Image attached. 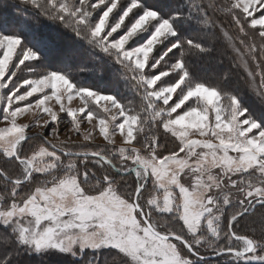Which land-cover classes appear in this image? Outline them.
<instances>
[{
	"label": "snow or ice",
	"instance_id": "6c2138e0",
	"mask_svg": "<svg viewBox=\"0 0 264 264\" xmlns=\"http://www.w3.org/2000/svg\"><path fill=\"white\" fill-rule=\"evenodd\" d=\"M11 8L0 264H264V0Z\"/></svg>",
	"mask_w": 264,
	"mask_h": 264
},
{
	"label": "rangeland",
	"instance_id": "374dc122",
	"mask_svg": "<svg viewBox=\"0 0 264 264\" xmlns=\"http://www.w3.org/2000/svg\"><path fill=\"white\" fill-rule=\"evenodd\" d=\"M202 64L206 65V64H211L212 67L210 69H206L204 67L200 68V71L202 72V74L207 75L208 77H210V79L214 78V74L218 73L220 71V68L222 67L217 60L212 59V60H208L205 62H202ZM246 99H248L249 103H254L253 98L250 96H247ZM79 103V101H73L72 106H76ZM2 126V125H0ZM28 259V264H45V262H41L38 261L36 258H26ZM46 264H67L66 261L52 256V257H48L46 260Z\"/></svg>",
	"mask_w": 264,
	"mask_h": 264
},
{
	"label": "trees",
	"instance_id": "16d2710c",
	"mask_svg": "<svg viewBox=\"0 0 264 264\" xmlns=\"http://www.w3.org/2000/svg\"><path fill=\"white\" fill-rule=\"evenodd\" d=\"M15 3V0H0V12H8L9 14L12 12L11 5ZM50 32L53 36H55L66 49L69 51H72L75 46L71 42V38L68 35H65L63 33H60L59 30L56 29H50ZM204 67L206 69H210L212 67L211 64H202L200 63L199 68ZM222 70V67L220 68V71ZM202 73V72H201ZM206 78L210 79L207 75L203 74ZM215 75V74H214ZM211 80V79H210ZM95 83V81H93ZM103 86V85H101Z\"/></svg>",
	"mask_w": 264,
	"mask_h": 264
}]
</instances>
